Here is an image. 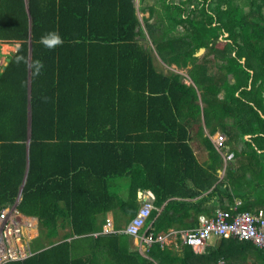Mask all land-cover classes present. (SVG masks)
Instances as JSON below:
<instances>
[{"label":"trees","instance_id":"16d2710c","mask_svg":"<svg viewBox=\"0 0 264 264\" xmlns=\"http://www.w3.org/2000/svg\"><path fill=\"white\" fill-rule=\"evenodd\" d=\"M140 1L145 27L136 0H0V39L19 43L0 71V211L21 188L18 211L39 220L34 254L5 264H92L94 244L115 251L112 264L264 262L263 249L237 239H215L203 253L153 243L141 258L120 254L123 234L87 235L107 221L98 223L99 212L129 222L139 191L152 193L153 236L194 228L235 200L239 210L264 204V0ZM50 31L63 44L43 45ZM156 54L189 68L208 135L195 85ZM216 132L241 161L221 181ZM118 177L129 179L124 195L111 190ZM250 182L257 186L246 191Z\"/></svg>","mask_w":264,"mask_h":264},{"label":"built area","instance_id":"2783aa9c","mask_svg":"<svg viewBox=\"0 0 264 264\" xmlns=\"http://www.w3.org/2000/svg\"><path fill=\"white\" fill-rule=\"evenodd\" d=\"M148 199H150L148 197ZM150 206V207H149ZM153 205L151 202H144L139 207L136 214L125 225L121 232L137 237L145 227ZM14 210L3 209L0 211V264L23 257L25 248L19 243V237L22 231L19 221H14L17 215ZM11 219V220H10ZM108 229L100 234L117 233L112 227L111 222H107ZM120 233V232H119ZM143 234L141 239L148 246L155 241L152 232ZM170 235L177 239L179 246L186 245L195 252H205V249L211 244L212 237L237 239L240 241H249L256 247L264 250V212L263 210H238L235 212L216 209L210 216L200 215L198 225L189 229H172ZM219 264H227L224 259L219 260Z\"/></svg>","mask_w":264,"mask_h":264},{"label":"rangeland","instance_id":"374dc122","mask_svg":"<svg viewBox=\"0 0 264 264\" xmlns=\"http://www.w3.org/2000/svg\"><path fill=\"white\" fill-rule=\"evenodd\" d=\"M153 1H155V0H146L145 1V4H152L153 3ZM170 1H176V2H183L184 3V6H189V5H191L192 3L190 2V0H170ZM141 5H142V2L140 1V0H136V6H137V16H138V18H139V21H140V23H141V25H143L144 26V24H145V18H147V17H150V12L147 10V11H142L141 10ZM153 19H154V17L153 18H150V21H153ZM145 27V26H144ZM147 36V35H146ZM143 42H145V43H149L150 44V42H147V40L145 39H143ZM9 46L7 49H6V47L5 46ZM152 45V44H151ZM19 46V43L18 42H13V43H11V42H1L0 41V71H2L3 69H4V67L7 65V57H8V55H10L13 51H15L16 49H17V47ZM30 47V46H29ZM152 47L153 48H155V46L154 45H152ZM155 52H157V54L159 55V53H158V51L156 50V48H155ZM205 52V51H204ZM204 52L202 53V54H200L199 55V57H201L202 55H204ZM156 54V55H157ZM157 55V57H158V60H159V62H160V64L162 65V67H164L165 68V70H167V71H175V72H180V73H182V74H184L185 75V77H184V79H183V81L184 82H186L187 84H193V81L190 79V75H189V68H185V69H179V68H177L175 65H167L159 56ZM156 61V60H155ZM155 64H156V62H155ZM214 65H210L209 64V68L210 67H213ZM188 67H191V66H188ZM29 74V73H28ZM220 74L221 73H218V75L216 76V78H214L213 79V81H214V83H216L217 81H219V80H221L223 77L221 76L220 77ZM187 76V77H186ZM193 85H195L194 87H195V89H196V93H197V96H198V101H195V103H197L198 105V109H199V111H200V114H199V116H201V119H202V124H203V127H204V131H205V133L208 135V129H207V127H206V125H205V123H204V121H203V116H204V110H206L205 109V105H204V103L201 101V99H200V94H201V88L198 86V85H196V84H193ZM211 92V91H210ZM211 95L210 96H208L209 98H213V93H210ZM30 106V104H28V107ZM197 106H196V112H197ZM186 107H188V106H186ZM188 108H194V106L192 107V106H189ZM230 131H232V130H230ZM216 135H212L210 138H211V140L213 141V143L215 144V147H216V150L218 151V153L220 154V157H221V159L219 158V164L220 165H222V168L224 167V165L225 166H227L226 165V163H227V161H228V163L229 164H234V165H236V166H240V164H241V161H239L238 159H237V162H236V160H235V155L234 156H232V153H231V151H228V147L227 146H224V140H225V137L222 135V134H220L219 132H216L215 133ZM247 138H249V137H247ZM232 145V148L234 149V148H238V145L237 144H231ZM196 151L198 152V154L200 153V151H199V147L197 146L196 147ZM205 154H206V152H205ZM224 157V158H223ZM229 157V158H228ZM228 159V160H227ZM253 160H255V162H253V163H255V165L256 166H258V164H260V162L261 161H259V157H254V159ZM235 172H237V171H235ZM223 176H224V174H225V170H224V172H222L221 173ZM248 177H250V176H248ZM255 180H257V179H255ZM110 184L112 185V188H111V190L112 191H114V192H116L118 195H121L120 194V189L122 188V189H124V192H127V188H128V185H129V179L127 178V177H118V178H114V179H111L110 180ZM257 186V184L256 183H252V182H250V183H248V184H245L244 185V188H245V190L247 191V190H250V189H253V188H255ZM117 187H119V189L117 188ZM141 196V198H140V202H141V206H142V204L144 203V202H151L150 201V199H148V197H145L144 195H140ZM151 204L153 205V203L151 202ZM140 206V207H141ZM150 207V206H149ZM152 209H155V207H154V205H153V207H152ZM151 209V210H152ZM149 217V216H148ZM12 219H14V221H16L17 219H15V218H13L12 217ZM11 220V219H10ZM147 220V219H146ZM116 230V232L117 233H119V232H121L122 231V228H116L115 229ZM29 233H31V232H29ZM39 233V232H38ZM34 236H35V233H34ZM34 236H31V238L32 237H34ZM29 237V236H28ZM215 241V236H213L212 237V240L210 241L211 243H213ZM54 242L55 241H53V239L50 241V243H52V244H54ZM121 245V244H120ZM100 247H102V245H99ZM106 247V246H105ZM113 247V246H112ZM127 248H125V247H123L122 249H121V253L120 254H122V255H125V253L127 252ZM79 253H83V254H85L84 253V251H78ZM86 256H91V254L89 253L88 255L86 254ZM212 260H213V258H211ZM238 260L239 259H236V260H234L233 261V263L232 262H229L230 264H249V263H245V262H241V263H239L238 262ZM89 261H91V259L89 258ZM217 261H218V259L215 261V262H213L212 264H217ZM92 263V262H91ZM114 263V262H113ZM208 263V262H207ZM92 264H110L109 263V260H108V257H107V254H106V256H102L101 257V260H99V259H97V261L96 262H94V263H92ZM114 264H116V263H114ZM209 264V263H208ZM254 264H264V262L263 261H257L256 263H254Z\"/></svg>","mask_w":264,"mask_h":264},{"label":"crops","instance_id":"0c3cea01","mask_svg":"<svg viewBox=\"0 0 264 264\" xmlns=\"http://www.w3.org/2000/svg\"><path fill=\"white\" fill-rule=\"evenodd\" d=\"M6 47V49L9 47V46H5ZM213 135H216V134H213ZM211 137V136H210ZM206 152V151H205ZM205 152L202 154V157H203V159L204 160H207V152H206V154H205ZM201 154V153H200ZM201 156V155H200ZM224 158V157H223ZM254 158H251V159H249V162H251V163H253V162H255V160H253ZM228 164V161H227V163H226V165ZM253 165L257 168V166L255 165V163H253ZM226 169V166L224 165V167L222 168V167H220L219 169H217V173H218V175H219V177H220V181L222 180V178H223V175L221 174L222 172H224V170ZM240 169V167H238L237 168V170L236 171H238ZM118 189H119V187H117ZM126 192H124V189H120V194L121 195H124ZM144 195L145 197H152V193L151 192H141V191H139L138 192V197H139V199L141 198V196L140 195ZM20 199H21V188H20V191H19V194H18V198H17V204H18V202L20 201ZM263 202H264V199H263ZM240 204H241V201L240 200H235V204H234V206L233 207H229L230 209H224V210H228V211H232V212H235V211H238L239 210V206H240ZM256 205H258V203H256ZM256 205H255V207H253V208H246L245 210H251V211H258V210H263V212H264V204H263V206L262 207H260V208H258V206L256 207ZM158 211H160V209H158ZM97 218H98V223H101L102 222V219H106L107 221L105 222V224H102V226H101V228L98 230V231H94V232H92V233H89V234H87L88 236H90V237H92V238H94V239H98L99 237H102V236H104V235H101L100 233L102 232V231H105V230H107L108 229V225H107V222L108 221H110L111 222V225H112V227L113 228H124L125 227V225L127 224V222H126V220L124 219L123 221H119V220H115V218H114V216L112 215V213L111 212H109V211H107L106 213H104V212H99V213H97L96 215H95ZM116 221H118L119 223L117 224V227H116V224H115V222ZM151 225V226H150ZM152 229V222H150V223H148V224H145V227L142 229V231L140 232V235L139 236H137V237H134V236H131V235H127L126 233H123V232H120V233H107V234H117V235H125V236H127V239H125V243L124 244H126V245H123V243H122V245H123V247H125V248H127L128 250H127V252L128 251H131V252H135V253H137V257L139 256V257H141V258H148V256H147V250H148V248H149V246L146 244V243H144L143 241H142V239H141V236L143 235V234H150V233H147V231L149 232L150 230ZM170 233V229H168V231H166L164 234H158L157 236L155 235L154 236V239H160L161 241H163V243H161L160 241L159 242H157V243H159L161 246V248L162 247H164V246H169L170 248H172V250L173 251H178L179 253L181 252V248L179 247V246H177V245H179V242L177 241V239H174V237L172 236V235H170L169 234ZM106 235V234H105ZM25 240V239H24ZM61 241V240H60ZM123 241V240H122ZM26 242H27V240H26ZM101 243H104V242H108V239H103V240H101L100 241ZM28 243L30 244V246H32V241L31 240H29L28 239ZM49 243V242H48ZM56 243V242H55ZM60 243V242H59ZM52 245V244H51ZM51 245H46V247H49V246H51ZM54 245H56V244H54ZM122 247V248H123ZM121 248V249H122ZM90 249H92L91 250V252H90V254H91V256H88L90 259H91V261H93V262H96L97 261V259H99V260H101V257L104 255V256H106V254H107V257H108V260L111 262V264H112V256H111V254L112 253H114L115 251H113V249H111V248H109V247H105V246H102V247H100V246H95V244H94V246H92ZM121 249H120V252H121ZM80 251H83L82 250V248H80L79 249ZM258 260H256V259H254L253 260V262L251 263V264H254V263H256ZM125 262V261H124ZM155 264H158V263H156V262H154ZM114 264V263H113ZM121 264V263H120Z\"/></svg>","mask_w":264,"mask_h":264},{"label":"clouds","instance_id":"9594fccd","mask_svg":"<svg viewBox=\"0 0 264 264\" xmlns=\"http://www.w3.org/2000/svg\"><path fill=\"white\" fill-rule=\"evenodd\" d=\"M41 42H42L43 45H45L46 47H48V48L51 49V48H54V47H56L58 45L63 44V39H62V37H61V35L59 34L58 31H50L46 35H44V36L41 37ZM40 67H42V65L39 62H37V71H39V68ZM229 149L230 148L228 147V151H229ZM232 156H234L233 153H232ZM145 193H146V191H145ZM16 206H17V203H15L13 206L7 207L5 209L14 210L15 211L14 213L17 215L16 219L19 221V224L21 225V228H22V231H21V234H20V237H19V243L24 246L25 251H24L23 257H21L19 259L11 260V261L22 260V259H26V258L32 256L34 254V251L35 250H33L32 249V246H30V244L28 243V239L33 242V240L36 237H38V235H39V233H38L39 232V220H38V218L35 217V216L24 215L23 213H21L20 211H18V209H17ZM114 229H116V228H114ZM170 230H172V229H170ZM29 232H31V233H29ZM34 233H35V236H34ZM101 235H105V234H101ZM31 236H34V237L31 238ZM215 239H219V238H215ZM26 240H27V242H26ZM157 242H159V241L157 240L154 243H157ZM181 248H182V246H181ZM196 253H200V252H196Z\"/></svg>","mask_w":264,"mask_h":264},{"label":"water","instance_id":"95a60500","mask_svg":"<svg viewBox=\"0 0 264 264\" xmlns=\"http://www.w3.org/2000/svg\"><path fill=\"white\" fill-rule=\"evenodd\" d=\"M205 48L204 47H201L196 53L195 55L196 56H199L200 54H202L204 52ZM10 60V58L8 57L7 58V62ZM249 137V135H246V138Z\"/></svg>","mask_w":264,"mask_h":264},{"label":"flooded vegetation","instance_id":"af4514ba","mask_svg":"<svg viewBox=\"0 0 264 264\" xmlns=\"http://www.w3.org/2000/svg\"><path fill=\"white\" fill-rule=\"evenodd\" d=\"M193 5H194V4H193ZM193 5H192V6H193ZM225 35H227V33H226ZM0 41H1V42H7V41H3V40H1V39H0ZM7 43H8V42H7ZM204 51H205V50H204ZM7 58H8V57H7Z\"/></svg>","mask_w":264,"mask_h":264}]
</instances>
